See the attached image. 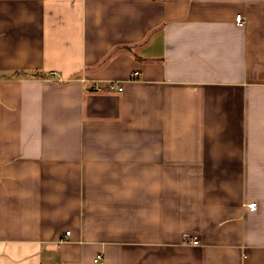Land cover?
Masks as SVG:
<instances>
[{
	"label": "crops",
	"instance_id": "0c3cea01",
	"mask_svg": "<svg viewBox=\"0 0 264 264\" xmlns=\"http://www.w3.org/2000/svg\"><path fill=\"white\" fill-rule=\"evenodd\" d=\"M0 264H264V0H0Z\"/></svg>",
	"mask_w": 264,
	"mask_h": 264
},
{
	"label": "built area",
	"instance_id": "2783aa9c",
	"mask_svg": "<svg viewBox=\"0 0 264 264\" xmlns=\"http://www.w3.org/2000/svg\"><path fill=\"white\" fill-rule=\"evenodd\" d=\"M236 23L238 25H244V23H245V17L243 15H241V14L237 15V17H236ZM53 75H55V73H53ZM138 76H139L138 72H134L131 75V77H133V78H137ZM95 90L96 91H99V92H105L107 90H111V91L112 90H117L119 92H122L124 90V87L122 86V84H119L117 82H108L104 86H96L95 87ZM67 235H70V231L67 232ZM190 242L193 245H199V240L197 239V237L190 238ZM101 259H102V256H98L96 258L95 262L98 263Z\"/></svg>",
	"mask_w": 264,
	"mask_h": 264
}]
</instances>
